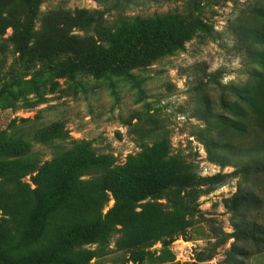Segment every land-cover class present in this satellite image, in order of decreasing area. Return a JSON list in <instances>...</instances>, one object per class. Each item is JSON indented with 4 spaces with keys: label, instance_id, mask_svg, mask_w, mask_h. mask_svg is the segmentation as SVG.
I'll return each instance as SVG.
<instances>
[{
    "label": "rangeland",
    "instance_id": "374dc122",
    "mask_svg": "<svg viewBox=\"0 0 264 264\" xmlns=\"http://www.w3.org/2000/svg\"><path fill=\"white\" fill-rule=\"evenodd\" d=\"M257 5L264 6V0H42L37 27L49 19L62 32L52 37L48 51L56 59L34 67V53L21 50L13 28L28 8L21 0H0V224L11 249L28 230L35 205L33 177L47 161L56 158L61 171L75 165L81 180H92L79 190L91 197L108 170L145 180L149 166L160 159L166 168L162 176L184 164L195 177L196 186L181 194L186 208L147 198L105 220L115 205L107 191L95 242L64 252L60 264H225L234 249L242 254L238 264H264V237L259 244L234 229L237 215L238 223L264 228V172L253 171L254 157L236 155L250 138L194 114L195 102L205 99L215 113L226 114L218 86L204 85L196 98L192 93L193 80L202 73L220 71L222 76L223 68L209 71L218 57H241L238 79L229 84L251 81L254 67L233 28L261 27L263 21L252 12ZM67 37H75L78 48L88 43L92 52L75 54L63 46L56 56L57 41ZM148 39L150 49L130 52L134 43ZM120 49L126 56L116 54ZM113 63L124 64L135 81L111 71ZM211 142L237 145L231 166L209 160ZM79 146L92 150V158L108 159L93 165ZM245 166L249 172L242 170ZM247 193L261 202H238L235 214L236 197ZM77 204L84 209L87 198ZM77 214L56 215L42 243L21 255L48 257L63 228L82 229L83 215Z\"/></svg>",
    "mask_w": 264,
    "mask_h": 264
},
{
    "label": "trees",
    "instance_id": "16d2710c",
    "mask_svg": "<svg viewBox=\"0 0 264 264\" xmlns=\"http://www.w3.org/2000/svg\"><path fill=\"white\" fill-rule=\"evenodd\" d=\"M21 1L28 11L25 15L16 17L13 23L15 40L18 39L16 41L18 44L20 43L23 52L34 53V67L36 64L43 66L47 58L56 59L52 58V53L48 51H51L52 48L50 46L52 37L60 35L62 30L59 25L52 26L49 19L50 28L46 21L42 28L37 27L36 20L42 0ZM252 12L263 21L261 27L233 28V36L241 45L240 50L245 51L244 55L254 67L249 71L251 81L245 85L229 84L225 86L220 83V71L210 74L203 71L205 72L202 73L203 77L193 80L192 93L193 98H196L197 93L204 85L218 86L223 91L220 106L226 114L215 113L214 106L206 99L202 102L198 100L195 102L197 105L194 106V114L208 123L215 122L236 135L250 138V145L239 148V150L237 145L209 143L206 147L209 160L221 167L231 166L230 156L233 155V150L237 149L236 155L238 156L243 155L249 159L254 157V160L252 159L255 163L253 171L259 173L264 172V6H253ZM30 44L31 47H29ZM77 44L78 40L75 37H67L65 41L59 39L55 45L56 56L61 55L59 52H64L63 46L70 47L73 50L72 53L75 54L92 52L88 43L83 48H78ZM134 44L130 47V52L140 54L142 50L150 49L153 43L148 39L143 43L137 41ZM116 54L126 56L122 49ZM132 59L135 57L133 56ZM57 68L48 67V70L55 71ZM108 68L132 82L135 81L134 76L128 72L124 64L113 63L108 65ZM197 68L198 66L191 67L192 74H197L194 73ZM89 70L97 72L100 68H89ZM189 78L192 80L193 76L189 75ZM224 92L226 95L232 94L233 99L224 95ZM78 149L89 156V163L93 165L104 164L108 159L106 156L92 158V150L86 146H79ZM149 167L150 169L144 177L145 180L124 178L119 176L115 169H110L102 176L99 187H95L92 196L89 197L79 190L84 189L92 180H81L75 165L61 171L56 158L47 161L35 171L36 176L33 177V182L36 188L31 191L35 196V205L28 217V230L13 249H11L12 244L8 234L0 224V264H60L62 263L60 255L64 252L74 249L80 243H94L99 234L101 220L99 211L108 202L107 191L113 194L115 205L106 213L105 220L110 219L117 211L134 209L138 203L147 198L166 199L173 206L185 209L181 194L184 190L191 189L197 184L195 177L188 170L189 168L183 164L181 169H173L169 173V177H164L162 172L166 170L165 163L160 159L155 160ZM242 170L249 172L250 168L245 166ZM86 198L88 206L82 209L77 202ZM238 202L240 205L254 206L259 204L261 199L254 193L242 195L239 200L236 197L232 209L235 214L238 212ZM61 213L83 215L82 229L63 228L58 241L50 249L48 257H37V259L31 260L26 259L25 255H21L42 243L51 220ZM234 229L236 234L240 233L246 239L259 244L263 242L264 228L257 223H251V226L247 221L238 223L237 215ZM12 251H16L17 254ZM241 255L234 249L232 255L226 256L225 264H238V257ZM64 263L79 264L67 260Z\"/></svg>",
    "mask_w": 264,
    "mask_h": 264
},
{
    "label": "clouds",
    "instance_id": "9594fccd",
    "mask_svg": "<svg viewBox=\"0 0 264 264\" xmlns=\"http://www.w3.org/2000/svg\"><path fill=\"white\" fill-rule=\"evenodd\" d=\"M242 67L241 57L239 55H231L218 57L217 60L210 66L209 71H217L221 68L225 69L223 72L220 83L228 85L238 79V72ZM183 119V117H180Z\"/></svg>",
    "mask_w": 264,
    "mask_h": 264
}]
</instances>
